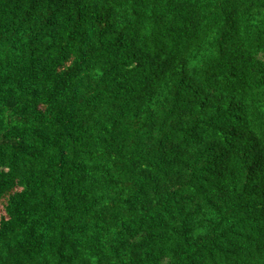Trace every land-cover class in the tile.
I'll use <instances>...</instances> for the list:
<instances>
[{"label":"trees","instance_id":"1","mask_svg":"<svg viewBox=\"0 0 264 264\" xmlns=\"http://www.w3.org/2000/svg\"><path fill=\"white\" fill-rule=\"evenodd\" d=\"M0 264H264V0H0Z\"/></svg>","mask_w":264,"mask_h":264}]
</instances>
